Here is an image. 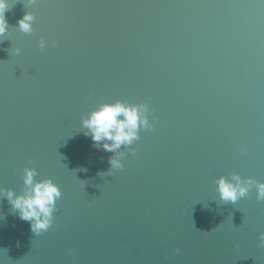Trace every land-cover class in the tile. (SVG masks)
<instances>
[{
    "label": "water",
    "instance_id": "1",
    "mask_svg": "<svg viewBox=\"0 0 264 264\" xmlns=\"http://www.w3.org/2000/svg\"><path fill=\"white\" fill-rule=\"evenodd\" d=\"M5 16L0 187L19 194L29 167L62 196L38 236L0 202V264H264V200L225 204L215 183L264 182V0H9ZM116 100L155 126L108 174L81 121Z\"/></svg>",
    "mask_w": 264,
    "mask_h": 264
},
{
    "label": "clouds",
    "instance_id": "2",
    "mask_svg": "<svg viewBox=\"0 0 264 264\" xmlns=\"http://www.w3.org/2000/svg\"><path fill=\"white\" fill-rule=\"evenodd\" d=\"M35 2L36 0H27V5ZM8 9L9 0H0V39L9 31V23L5 16ZM33 21V14L27 12L17 20L16 27L23 33H31ZM45 46L46 42L41 39L40 47ZM14 51L18 54L20 49L16 48ZM149 112L147 103L116 100L98 104L82 118L83 135L90 138L97 149L112 153L108 158L110 165L108 174L123 169L122 158L127 156L123 149L140 139V130L154 128V123H150L149 120ZM129 151L135 154L136 149L130 148ZM37 175L35 168L25 167L23 190L17 194L12 189L0 187V202L6 200L11 205L9 214L28 222L30 230L38 236L52 226L56 202L61 198L62 192L51 178L36 180ZM215 183L219 200L225 204H236L248 195L253 186L256 188L257 200H264V182H258L251 177L242 178L240 174L232 173L230 178L220 176ZM0 217H3L2 213ZM260 246L264 247V233L260 234Z\"/></svg>",
    "mask_w": 264,
    "mask_h": 264
}]
</instances>
